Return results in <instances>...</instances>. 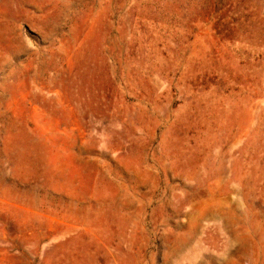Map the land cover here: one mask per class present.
<instances>
[{
  "label": "rangeland",
  "instance_id": "374dc122",
  "mask_svg": "<svg viewBox=\"0 0 264 264\" xmlns=\"http://www.w3.org/2000/svg\"><path fill=\"white\" fill-rule=\"evenodd\" d=\"M0 264H264V0H0Z\"/></svg>",
  "mask_w": 264,
  "mask_h": 264
}]
</instances>
